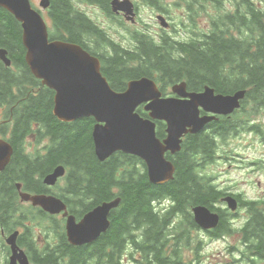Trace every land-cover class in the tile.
Instances as JSON below:
<instances>
[{"label":"trees","instance_id":"1","mask_svg":"<svg viewBox=\"0 0 264 264\" xmlns=\"http://www.w3.org/2000/svg\"><path fill=\"white\" fill-rule=\"evenodd\" d=\"M82 1L90 2L50 0V38L80 45L99 57L102 73L116 92H124L128 81L147 77L165 96L172 86L185 82L189 92L209 87L218 95H233L247 90V97L235 116L220 117L202 132L185 137L179 153L167 154L176 168L174 179L154 185L138 157L117 153L105 162L97 158L93 118L64 123L54 116L55 93L34 77L26 63L21 24L0 7V49H6L13 61L6 67L0 60V111L6 110L0 137L14 147L10 165L0 173V237L2 231L18 230V245L31 264H123L126 257L134 264H199L203 246L193 208L220 212L222 219L212 238L239 232L238 226L229 224L234 216L220 208L226 194L213 183L208 168L223 142L243 133L264 138V0H234L229 11L222 0L175 3L188 15L177 24L187 37L180 31L155 36L139 28L130 30V47L94 26L74 5ZM148 4L164 14L172 8L166 0ZM209 4L217 14L207 12ZM96 5L111 15V0H98ZM196 5L199 11L194 10ZM202 14L210 20L207 32L188 25L197 23ZM138 113L149 117L143 107ZM166 128L157 122L160 140L166 138ZM34 143L38 152L28 153L27 147ZM59 166L65 167V177L47 187L44 179ZM19 183L24 192L61 198L78 220L104 202L121 201L104 235L91 245L74 247L68 242L64 218L28 204L24 207ZM247 211L248 221L239 232L245 250L239 254L254 264L256 256L264 258V210L251 202Z\"/></svg>","mask_w":264,"mask_h":264},{"label":"water","instance_id":"2","mask_svg":"<svg viewBox=\"0 0 264 264\" xmlns=\"http://www.w3.org/2000/svg\"><path fill=\"white\" fill-rule=\"evenodd\" d=\"M41 6L46 9L49 1L43 0ZM0 7L22 24L26 62L31 73L56 93L54 116L65 123L94 118L96 124L92 135L98 159L103 162L119 152L136 156L146 164L149 181L154 185L173 180L176 168L166 155L180 152L185 136L202 132L216 119L214 115L234 113L246 97L244 90L233 95H216L208 87L202 93H191L187 91L186 83L173 86L174 97H164L157 83L147 77L129 82L125 92H116L102 75L97 57L78 45L50 41L48 25L32 8L30 0H0ZM112 8L115 13L123 12L128 21L136 22L131 0H114ZM157 19L161 27H169L164 17ZM6 54L1 50L0 59L10 66ZM142 105L149 118L137 113ZM202 112L206 115L202 116ZM158 121L167 125V137L163 141L156 134ZM13 155V146L0 138V172L10 164ZM65 173V167L59 166L46 176L44 183L55 186ZM21 188L18 184V189ZM20 195L24 202L41 207L51 215L61 214L66 220L68 242L74 247L91 245L104 235L111 226L112 211L121 201L104 202L78 220L56 196L23 192ZM223 202L232 211L238 208V202L232 196ZM193 213L196 224L203 230L216 229L220 223L219 214L208 207H196ZM18 237L19 232H15L7 240L11 247L10 264H30L25 252L17 245Z\"/></svg>","mask_w":264,"mask_h":264},{"label":"rangeland","instance_id":"3","mask_svg":"<svg viewBox=\"0 0 264 264\" xmlns=\"http://www.w3.org/2000/svg\"><path fill=\"white\" fill-rule=\"evenodd\" d=\"M34 1L36 6H38V1ZM186 2L194 3L195 1L167 0V3L172 5L170 14L158 13L155 12L154 9L147 8L143 5L136 19V27L132 28H143L144 31H150L152 34L157 35L164 30L157 21V16L160 15H165L164 17L170 26L173 23L174 25H179L180 19H187L188 15H185V11L181 10L179 7L175 8V3L184 6ZM221 2L225 4L226 11L231 10L235 3L234 0H222ZM205 5L206 4H204V6ZM199 9L200 6L198 5L194 7L195 11H199ZM206 9L211 15L217 14L215 8L210 4L208 7L206 6ZM90 15L95 16L93 14ZM166 15H171L172 18ZM196 18L198 20L197 23L192 22V24L188 25L195 28L198 27L201 32H207L210 26L207 16L202 14ZM108 30L117 42L125 45L129 44L130 40L125 30L120 29L122 36L118 34L117 31L119 29L117 27H110ZM180 33L185 35L184 32ZM5 114L6 110L0 111V118L3 119ZM38 149L35 143L33 145L29 144L27 152L29 153L32 150L35 153ZM220 155L222 159L212 165L208 170L211 177L215 178V184L225 193L242 195L248 200H259L264 203V145L262 138L250 134L238 136V138L234 139L231 138L221 145ZM25 205L24 207L26 208L27 204ZM239 213H241L242 216L236 217L235 223L237 222V224L246 219L243 211L241 212V210H239ZM198 237L202 241L203 246V250L200 252L199 264H251L246 258L240 257L239 250H242L243 247L241 246V239L239 236L215 240L214 238L210 239L205 232L201 231L198 233ZM1 240H3V244L5 245L4 239L0 237V258L1 263L5 264L9 258V254L5 251ZM186 255L192 258L191 253L186 252ZM123 264L134 263L133 260L126 259L123 261Z\"/></svg>","mask_w":264,"mask_h":264},{"label":"flooded vegetation","instance_id":"4","mask_svg":"<svg viewBox=\"0 0 264 264\" xmlns=\"http://www.w3.org/2000/svg\"><path fill=\"white\" fill-rule=\"evenodd\" d=\"M98 0H90L89 4H79L80 7H84V8H87L88 9V12H91L93 15H95L97 17V21L104 24L105 26H108V28L110 27H117L119 30L117 31L119 35L122 36V33L120 32V29H123L127 32L128 34V38H129V32L128 31H135V30H139L138 29H133L132 27H136L135 24L136 23H132V22H127L123 16V14H115V15H111V17L114 19V20H118V22H109V23H106V21L104 19L101 18V16L98 14V9H102L100 6H97L96 3H97ZM113 0H111L112 2ZM134 5H135V10H136V13H137V17L139 16V12L141 10V8H143V5L147 8H149V4H148V0H131ZM106 12V11H105ZM105 15V14H104ZM172 15V14H171ZM171 15H166L168 16L169 18H172ZM105 19H108L106 17V15L104 16ZM179 19V18H178ZM121 20V21H120ZM175 28V29H174ZM178 25H174V23L170 26V29L168 30H172L173 32L176 31L179 33L180 32H184L182 28H178ZM143 30V28H140ZM168 30H164V31H168ZM139 32V31H137ZM185 33V32H184ZM159 34V33H158ZM181 35H183V33H181ZM188 35L185 33V35H183V37H187ZM123 46H133V43L132 42H129L128 45H125V44H122ZM239 201V204H240V207L243 208V207H246L247 208V204L245 203L246 199H244L242 197V199H238ZM244 209V208H243ZM256 260V264H261V263H264V258L260 257L258 258L256 256L255 258Z\"/></svg>","mask_w":264,"mask_h":264},{"label":"bare ground","instance_id":"5","mask_svg":"<svg viewBox=\"0 0 264 264\" xmlns=\"http://www.w3.org/2000/svg\"><path fill=\"white\" fill-rule=\"evenodd\" d=\"M97 164H98V163H97ZM92 170H93V169H92ZM83 171H84V170H83ZM83 171H82V172H83ZM75 178H76V177H75ZM78 182H79V181H78ZM60 199H61V198H60Z\"/></svg>","mask_w":264,"mask_h":264}]
</instances>
